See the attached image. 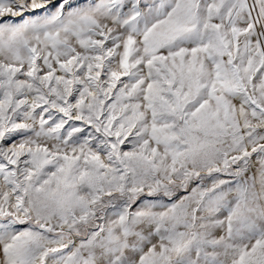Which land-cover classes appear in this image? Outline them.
Returning <instances> with one entry per match:
<instances>
[{
	"label": "snow or ice",
	"instance_id": "obj_1",
	"mask_svg": "<svg viewBox=\"0 0 264 264\" xmlns=\"http://www.w3.org/2000/svg\"><path fill=\"white\" fill-rule=\"evenodd\" d=\"M0 264H264V0H0Z\"/></svg>",
	"mask_w": 264,
	"mask_h": 264
}]
</instances>
